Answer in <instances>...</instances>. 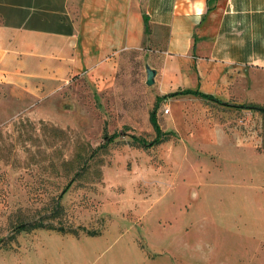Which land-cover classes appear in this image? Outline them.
<instances>
[{
	"label": "rangeland",
	"instance_id": "374dc122",
	"mask_svg": "<svg viewBox=\"0 0 264 264\" xmlns=\"http://www.w3.org/2000/svg\"><path fill=\"white\" fill-rule=\"evenodd\" d=\"M120 74L0 108V264H264V111L157 99L135 51ZM56 195L78 235L16 230Z\"/></svg>",
	"mask_w": 264,
	"mask_h": 264
},
{
	"label": "crops",
	"instance_id": "0c3cea01",
	"mask_svg": "<svg viewBox=\"0 0 264 264\" xmlns=\"http://www.w3.org/2000/svg\"><path fill=\"white\" fill-rule=\"evenodd\" d=\"M134 51L157 95L264 105V0H0V108L76 75L114 86Z\"/></svg>",
	"mask_w": 264,
	"mask_h": 264
},
{
	"label": "trees",
	"instance_id": "16d2710c",
	"mask_svg": "<svg viewBox=\"0 0 264 264\" xmlns=\"http://www.w3.org/2000/svg\"><path fill=\"white\" fill-rule=\"evenodd\" d=\"M147 20V17L144 15V21ZM145 30H147V27H145ZM179 93H192L199 95L204 98L208 99H213L215 101H218L220 103H225V104H230V102L223 101L217 97H215L211 93L203 92L198 89H177L171 92H168L165 95H176ZM161 96H157V99L160 98ZM230 105L238 106V107H248V108H255L260 111H264V105L258 104V103H233ZM149 120L153 126V128L156 131V135L153 138L151 144L160 142L162 140L167 139V133L162 130L160 127L157 117H156V110L153 108L149 112ZM115 136L114 133L112 134H107L104 133L103 138L104 140L111 141L113 137ZM105 141L103 143H105ZM62 163V162H61ZM38 215H35L31 218H21L18 221H16L13 225L15 226L16 230H23V229H28L29 227H42V228H49V229H54L60 232H71L74 235L79 234V229L76 228L75 226H72L71 224L67 223L66 217H65V208L64 205L62 204L60 198L56 196H52V198L48 201L45 202L38 210ZM80 229L88 234V235H95L100 233V229L97 228H87L86 226L82 225L80 226Z\"/></svg>",
	"mask_w": 264,
	"mask_h": 264
},
{
	"label": "water",
	"instance_id": "95a60500",
	"mask_svg": "<svg viewBox=\"0 0 264 264\" xmlns=\"http://www.w3.org/2000/svg\"><path fill=\"white\" fill-rule=\"evenodd\" d=\"M156 70L153 67L147 66L146 67V77H145V82L147 84H151L154 81V74Z\"/></svg>",
	"mask_w": 264,
	"mask_h": 264
},
{
	"label": "built area",
	"instance_id": "2783aa9c",
	"mask_svg": "<svg viewBox=\"0 0 264 264\" xmlns=\"http://www.w3.org/2000/svg\"><path fill=\"white\" fill-rule=\"evenodd\" d=\"M163 111L166 113V112H168L169 111V107L168 106H165L164 108H163Z\"/></svg>",
	"mask_w": 264,
	"mask_h": 264
}]
</instances>
